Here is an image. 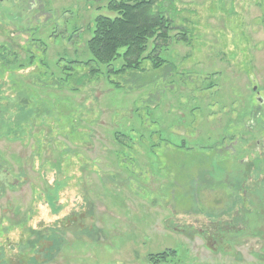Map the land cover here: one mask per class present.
Returning <instances> with one entry per match:
<instances>
[{
    "label": "rangeland",
    "instance_id": "374dc122",
    "mask_svg": "<svg viewBox=\"0 0 264 264\" xmlns=\"http://www.w3.org/2000/svg\"><path fill=\"white\" fill-rule=\"evenodd\" d=\"M109 1L0 11V264H264V0H158L163 64L122 72L87 49Z\"/></svg>",
    "mask_w": 264,
    "mask_h": 264
},
{
    "label": "trees",
    "instance_id": "16d2710c",
    "mask_svg": "<svg viewBox=\"0 0 264 264\" xmlns=\"http://www.w3.org/2000/svg\"><path fill=\"white\" fill-rule=\"evenodd\" d=\"M159 3L165 2H158V0H110L106 9L114 16H97L94 19L93 36L87 42V49L92 60L99 64L110 65L117 59H122L124 63L118 72L138 70L144 59L150 60L155 69L161 66L163 62L157 54L143 57L150 41L165 42L172 29V21L158 8ZM47 195L48 200L53 203L55 194L53 195V192L48 190ZM94 214L93 203L89 201L83 219L93 221ZM257 217H260L264 223V216ZM83 219H79V217L71 219L73 222L70 224V228L75 230L84 227L88 230V227H94L93 223H88L85 227L81 222ZM242 222L250 223L251 221L248 217ZM57 231V229H48V233H51V238L48 240L52 242L54 249H58L62 241L57 238L56 234H53ZM83 231L84 234L92 233ZM94 232L98 234V231ZM43 238L45 237L43 236ZM171 254L174 253L171 252ZM167 255V253H162L150 256L149 260L152 264L164 262Z\"/></svg>",
    "mask_w": 264,
    "mask_h": 264
},
{
    "label": "flooded vegetation",
    "instance_id": "af4514ba",
    "mask_svg": "<svg viewBox=\"0 0 264 264\" xmlns=\"http://www.w3.org/2000/svg\"><path fill=\"white\" fill-rule=\"evenodd\" d=\"M35 0H0V11H4V7L5 6H9L10 8H18L20 10V12H25L26 13V10L25 8L23 7V4H29V8L30 11L35 9ZM36 14H38L39 12L37 10H35ZM41 14V13H40ZM39 14V15H40ZM37 15V16H39ZM20 21H24V15L22 16V14L20 13ZM38 20V19H37ZM12 34H17L16 31H12L11 32ZM258 143L259 141L256 140L255 143ZM262 146H263V149H264V141H262ZM237 167V166H236ZM252 173H256V172H252ZM238 174H240L238 172ZM237 178L235 179L236 181H233L232 183L236 185L240 184L239 186H241V182L242 184L245 182V180H247V175L246 174H243L241 176H236ZM238 180L240 181L238 183ZM255 183V182H254ZM253 182H251V186H249V188H243V190H248V195L251 199V203L253 205V209H250L249 212H250V215L254 216L251 221V223L253 224L256 220V216H264V185H262L260 188H257L256 187V184H254ZM264 184V182L262 183ZM241 188V187H240ZM239 188V190H240ZM253 213V214H252ZM255 224H253L252 226H254ZM262 224H256L255 227H261L262 228Z\"/></svg>",
    "mask_w": 264,
    "mask_h": 264
},
{
    "label": "crops",
    "instance_id": "0c3cea01",
    "mask_svg": "<svg viewBox=\"0 0 264 264\" xmlns=\"http://www.w3.org/2000/svg\"><path fill=\"white\" fill-rule=\"evenodd\" d=\"M94 225V224H93ZM95 226V225H94ZM98 228V227H97ZM98 229H100V228H98ZM101 230V229H100ZM33 242V241H32ZM158 264V263H157Z\"/></svg>",
    "mask_w": 264,
    "mask_h": 264
}]
</instances>
